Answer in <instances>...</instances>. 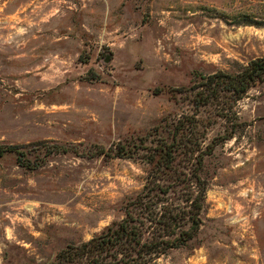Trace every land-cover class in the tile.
I'll return each mask as SVG.
<instances>
[{"label": "rangeland", "instance_id": "obj_1", "mask_svg": "<svg viewBox=\"0 0 264 264\" xmlns=\"http://www.w3.org/2000/svg\"><path fill=\"white\" fill-rule=\"evenodd\" d=\"M263 54L264 0H0V147L22 151L0 154V264L120 220L147 165L95 151L188 109L199 75ZM233 110L204 107V143L235 130L204 156L197 234L146 264H264V81Z\"/></svg>", "mask_w": 264, "mask_h": 264}, {"label": "trees", "instance_id": "obj_2", "mask_svg": "<svg viewBox=\"0 0 264 264\" xmlns=\"http://www.w3.org/2000/svg\"><path fill=\"white\" fill-rule=\"evenodd\" d=\"M262 81L264 54L249 59L236 71L218 69L199 75L186 89L188 109L162 116L144 133L117 143L114 151V146H100L95 153L121 158L141 155L147 165L142 188L124 199L120 220L85 241L66 244L52 259L35 264H146L195 237L202 224L207 188L204 156L235 130L227 128L204 143V107L213 105L215 116H234L236 101ZM6 151L22 154L14 145L0 147V154Z\"/></svg>", "mask_w": 264, "mask_h": 264}, {"label": "water", "instance_id": "obj_3", "mask_svg": "<svg viewBox=\"0 0 264 264\" xmlns=\"http://www.w3.org/2000/svg\"><path fill=\"white\" fill-rule=\"evenodd\" d=\"M108 59V57H106V60Z\"/></svg>", "mask_w": 264, "mask_h": 264}]
</instances>
